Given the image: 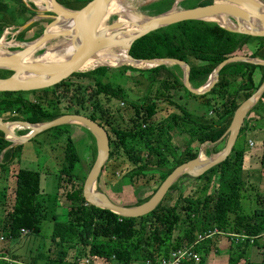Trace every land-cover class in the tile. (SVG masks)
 <instances>
[{"label": "trees", "instance_id": "trees-1", "mask_svg": "<svg viewBox=\"0 0 264 264\" xmlns=\"http://www.w3.org/2000/svg\"><path fill=\"white\" fill-rule=\"evenodd\" d=\"M89 1L92 0H56L60 6L71 11L80 10ZM211 3V0H185L178 7L185 10ZM173 5L171 0H158L143 6L140 15L155 17L171 11ZM30 10H36L32 3L26 6L20 0H0V37L9 28H23L29 23L34 14H30L27 20L23 16L29 14ZM23 38L24 32L19 33L14 41L16 44H29L35 39L24 42ZM161 52L166 53V59L188 66L190 87L197 90L207 83L214 68L229 57L243 56L264 63V39L230 32L211 22L186 21L161 28L135 41L130 46L128 56L136 61L154 60L160 59L158 53ZM127 70L130 68L125 66L117 69L97 68L91 72L75 73L63 84L50 89L26 94H0V119L4 123L32 126L73 114L87 117L102 129L107 138L109 158L97 178V191L106 195V191L135 186L138 181L146 185L155 182L151 193L136 198L133 204L113 202L123 207L145 202L177 166L198 156L200 145L207 157L219 153L227 136L222 135L235 111L264 82V67L235 62L219 70L218 81L210 92L193 95L184 89L180 69L165 65L135 70L139 75L155 76L145 94L134 99L120 84ZM160 71L167 76L158 77ZM10 75L9 71L0 70V78ZM256 78L259 79L257 83ZM181 92L187 100L205 108L200 115H194L196 118L186 107L181 108L173 102L175 95ZM29 95L33 96L31 100L26 98ZM121 103L125 106L126 115L123 117L114 112V106ZM161 105L172 106L179 114L172 113L155 121ZM261 106H264V93L250 113ZM255 122L264 121L250 123L245 119L224 161L198 177L184 175L178 179L196 181V186L187 196H183L179 189L173 204L163 205V201L170 196L167 193L149 213L139 217H122L95 208L83 199V183L96 159L94 140L87 130L91 140V162L87 171L77 172L75 165L80 157L66 131L69 126L49 129L56 131L57 139L65 136L62 165L55 173L57 190L52 194L42 192L38 170L20 166L21 146L8 148L10 144L0 133L2 188H8L4 181L13 177L12 173L9 175L10 167L18 166L13 177L12 204L7 203L0 218V239L8 247L0 248V264H77L86 260L94 264L141 263L147 259L167 257L172 251L191 246L199 235L205 236L214 231L217 233L194 246L200 261L194 263L187 260L183 264H205L207 256L219 252V241L216 239L219 236H227L229 241L227 264H264V195H255L253 202L256 207L248 214L243 212L240 203L245 188L241 176L246 150L239 138L241 133L245 135L261 130V124L254 125ZM25 134L26 131L17 130L13 135L23 137ZM170 134L183 137L185 143L182 150L177 147L166 149L160 144V137L168 140ZM261 150V165L264 166V139ZM119 152L131 164V168L116 183H99L103 170L111 166L114 169L123 162H117ZM63 183L70 185V189L61 196L58 193ZM176 185L171 186L169 193L177 188ZM3 195L2 201H5ZM62 201H65L64 204ZM58 207L66 208L62 220L57 216ZM41 221L51 222L47 242L40 234ZM177 226L181 234L175 237ZM21 230L27 232L25 239L40 237L41 240L36 254L25 259L13 254L9 248L22 239ZM223 234H242L247 238L241 241ZM53 249L55 253L51 254ZM72 250H76V254L72 255L74 260L69 254Z\"/></svg>", "mask_w": 264, "mask_h": 264}, {"label": "water", "instance_id": "water-1", "mask_svg": "<svg viewBox=\"0 0 264 264\" xmlns=\"http://www.w3.org/2000/svg\"><path fill=\"white\" fill-rule=\"evenodd\" d=\"M23 4L35 2L40 3L44 7H48L46 12L51 13L52 21L49 26L44 30L43 34L30 42V44H18L14 54H0V70L9 71L10 76L6 78H0V94L10 93V94H20V93H31L36 90L50 89L57 87L64 82H66L73 74L82 73L86 71H80L86 60L92 56L95 49V40L97 28L101 20V15L103 10L112 0H93L88 2L83 8L77 11H71L60 6L56 0H20ZM174 2L173 8L169 12H165L150 19L147 23L142 25V28L136 32L130 39L123 41H108L103 47H122L123 54L131 62H140L150 65L148 68H155L160 66H176L181 69L183 74V86L186 91L193 95H204L211 91L214 85L218 81L219 70L235 62H241L248 65L262 66L264 63L248 60L243 56H232L222 62H220L214 70L211 72V76L207 83L194 90L189 84V68L181 62L174 60H166V58L154 59V60H141L136 61L128 56V51L130 46L140 38L145 35L159 30L164 27L173 26L176 24L185 23L186 21H204L202 18L206 16H220L225 15L230 17L238 26V29H230L221 26L218 22H214L219 27L226 29L230 32L245 35L246 37L264 39V12L259 10V5L257 0H213L209 5L196 7L193 9H185V11L175 12L176 7L184 2L185 0H171ZM264 5V3H262ZM36 7V5H34ZM41 11L40 9H38ZM62 17L72 23V28L68 31H62L57 35L48 33V28L55 23L57 18ZM245 21V23L254 22L260 25V31H247L240 28L239 21ZM34 21L31 20L26 24L21 30L27 29ZM118 18L109 26L107 29H117L116 24ZM138 26L137 23L134 25ZM120 33V32H119ZM55 38H67L69 45L72 49V56L70 59L63 61L61 63L55 64H42L37 62L24 63L22 59L32 52L35 48L46 44ZM78 40V45L73 46V42ZM1 41V37H0ZM1 47V46H0ZM44 53L41 52L37 57L42 56ZM121 66H129L126 63H119L109 66L96 67L88 72H91L97 68H117ZM264 93V82L259 87L257 92L246 102L241 103V105L235 111L232 121L225 133L222 135L226 136L224 146L220 153L212 155L211 158L205 157L203 154H198L194 159L189 160V162L177 166L163 182L160 184L156 192L149 197L145 202L132 206L123 207L115 203H111L105 197L103 193L96 190H92L93 185H95L97 178L109 158L108 155V144L105 133L97 125L87 119V117L80 115L67 114L60 116L52 121L37 124V125H27L24 123H4L0 119V133L3 135L4 140L8 141L10 146H21L32 140L36 135L46 130L66 125L69 123L77 124L84 127L88 133L91 134L94 144L96 159L84 180L82 188V197L85 202L95 208L107 210L111 213H115L122 217H139L149 213L162 199L165 197L174 182L184 175L198 177L204 172H206L211 167L224 161L230 154V150L233 143L236 140L237 134L240 130L242 123H244L247 115L251 109L256 105L258 100ZM14 127L17 130L24 129L28 131L27 135L23 137H15L13 133H9L7 127ZM6 136L14 139L16 142L9 141ZM221 137V138H222ZM204 157L203 161H200L201 157Z\"/></svg>", "mask_w": 264, "mask_h": 264}, {"label": "rangeland", "instance_id": "rangeland-1", "mask_svg": "<svg viewBox=\"0 0 264 264\" xmlns=\"http://www.w3.org/2000/svg\"><path fill=\"white\" fill-rule=\"evenodd\" d=\"M156 1L158 0H120L123 7L128 8L133 14H136V15H140V10L143 6L149 5ZM258 1L261 3H264V0H258ZM27 4L28 3H26L25 5L27 6ZM34 5L41 6V7L43 6L38 2H35ZM178 6L176 7L175 12L185 11V10H181ZM35 9L36 10H30L29 14L23 16L24 19L27 20L30 14L31 15L34 14V17L31 19L34 22L27 28L28 31H26L27 29L21 30L22 27L21 28H9L4 31L1 37L2 43L3 44L6 43L7 45V48L4 49L5 51L4 53H8L11 55V54L16 53L15 52L16 50L19 51V49L15 48L18 46V44H16V42L14 41V38L17 37L19 33L24 32V38H23L25 40L24 42H29L30 39H34V38L36 39L40 37L43 34L44 30L47 28V26L50 25L53 15L49 12H46L45 9L37 8V7H35ZM38 9H40L41 11H39ZM116 19L117 17H115L114 15L111 16L110 19L107 21L105 27L107 28V26L111 25ZM34 23H36L35 26H33ZM114 34H116V32L111 31L110 36H113ZM98 40H99L98 42L103 43L105 41L107 42L109 39L99 38ZM57 42H60V43L63 42L62 45L69 44L65 38L52 39L46 43V46L44 48L35 52L34 57H37V55H39L40 52H43L46 48L48 49L51 48V46L55 45ZM165 54H166L165 52L158 53L159 58H167ZM94 55L98 57L95 52H94ZM99 62L100 61L96 58V61H91L90 63L92 64L94 63V66H96ZM145 66L147 65L143 64L141 65L142 68H139V69L127 66L128 68H130V70H127L125 74L123 75L124 78L120 80L121 87L128 92L131 98L135 99V98L143 96L149 84L151 83V81L153 80L155 76V75L143 76L135 72V70L150 69ZM167 67L171 68L172 66L167 65ZM89 68L91 67L84 66L80 69V71H84ZM162 75L164 77L167 76L164 71H160L157 74L158 77ZM76 81H80V80L76 79ZM104 81L107 82L106 80ZM258 81L259 79L256 78L255 82L257 83ZM26 98L28 100H31L33 96L29 95V96H26ZM173 102L174 103L176 102L175 104H177L181 108L186 107V109L191 112V114L193 115L192 117L194 118H196L194 115L196 114L200 115L205 110L204 107L197 105L196 103H194V101H191L189 99L187 100L186 96L182 92L180 94L175 95ZM114 110H115L114 112L121 115V117L126 115L125 106L122 107L121 105L117 104L116 106H114ZM172 113L179 114V112L175 110V108H172V106L161 105L154 119L155 121L161 120L164 117ZM246 119L250 123H253L254 121H258L261 119L264 121V106L257 108L252 113L249 112ZM259 124H261V128H262L261 130L251 132V133H246L245 135L241 133L240 138H239V141L242 143L244 150H246L245 156L247 157L246 160H244L243 167H242L241 177H242V181L245 183V188L242 191V199L240 200L241 206L243 208V212L247 214L253 208L256 207V205L253 202L255 195L256 194L264 195V166L261 165V155H262L261 141L264 139V122L254 123V125H259ZM66 125L69 126L66 129V131L68 130L69 137L72 143L76 146L75 147L76 152L78 156L80 157V161L75 165L76 166L75 171L77 172L87 171L89 167V163L91 162V156L89 155L90 147H91V140L87 134V131L84 127H81L77 124L69 123ZM21 130L25 131L24 129H21ZM16 132H17V129H14L12 131L13 134H15ZM26 133H28V131H26ZM55 134H56V131L54 130H49L47 132H41L38 135H36L34 138H32V140L29 141L28 143L21 145L20 166L23 168L30 169V170H33V169L38 170L40 173V188L42 192H45L48 194L55 193L57 190V180H56L55 173L57 169L60 168L62 165V161H63L62 152L65 146V143H64L65 136H62L61 138L57 139L55 138ZM248 142L252 143L253 146L248 147ZM184 143H185V140L183 139V137H179L176 134L174 135L170 134L168 137V140L165 139L164 136L160 137V144H162V146L166 149L171 150L173 147H177L178 149L182 150ZM192 146L196 147V145L194 144ZM201 148H202V145L199 146L198 152L203 154V152L201 151ZM211 157L212 156L207 157V158H211ZM1 158L2 157H0V160ZM117 162H122V163L114 169L111 166L103 170L99 183H103V184L112 183V182L116 183L121 177V175L131 168V164L125 160V157L120 152L118 155ZM17 169H18L17 165H12L10 167L9 174L11 172L13 174L12 176L14 177V174L17 172ZM84 173L85 172H83L81 176H83ZM13 177H11L12 182H10L9 184V187H8L9 192H7L8 195L5 198L6 205L7 203L12 204L11 196H12V192L14 188ZM178 179H180V177ZM178 179L174 182L177 184L176 185L177 188H174V190H172L170 193L169 191L167 192L168 194H170V196L167 197L163 201V205L173 204V202L175 201V199L177 198L179 194L178 192L179 189L181 190L183 196H187L190 190L196 186V181H191V180L188 181L187 179H181V180H178ZM98 185H99L98 183L97 184L95 183V185H93L92 187V190L97 191ZM154 185H155L154 181H152L151 184L149 185L143 184L138 181L135 183L136 187L134 185L132 186L127 185L119 189L118 191H114V190L106 191V195H107L106 198L111 203L115 202L120 205L133 204L136 198H142L144 196H148L151 193L152 187ZM69 189H70V185L63 183L61 188L59 189L58 194H61L62 196ZM62 202L64 204L65 201H62ZM180 205H181V201H179V206ZM65 209H66L65 207L57 208L56 211H57V216L59 220H62L65 218V212H66ZM39 225H40V234L43 236V238H45L44 241L47 242V240L49 239L51 222L41 221ZM178 227L179 226L176 227L175 232H174L175 237L181 234V231H180L181 229L178 230L177 229ZM226 237L227 236H219L216 238L219 241V243L217 244L218 245L217 248L219 252L217 254L207 256L205 258V264H227L229 241ZM25 238L26 236H22V239L19 240V242L13 244L12 248L8 244L13 254L16 253L22 256V259H25L31 255L32 256L35 255L37 252V248H39V246L41 245L40 237H35V239L34 238L32 239V237H28L27 239ZM5 246L6 248H8L4 240L0 239V248L1 247L4 248ZM211 247H214L213 250H215L214 244H212ZM75 251L76 250L70 251L69 253L70 256L72 255L74 256V254H76ZM54 253H55V250L53 249L51 254H54ZM73 256L71 258L72 260L75 259V257ZM240 264H243V262H241Z\"/></svg>", "mask_w": 264, "mask_h": 264}, {"label": "bare ground", "instance_id": "bare-ground-1", "mask_svg": "<svg viewBox=\"0 0 264 264\" xmlns=\"http://www.w3.org/2000/svg\"><path fill=\"white\" fill-rule=\"evenodd\" d=\"M179 1V0H176ZM258 1V0H257ZM259 10L263 13L264 12V5H262L261 2L258 1ZM50 5H48L49 7ZM37 8H42L47 10L48 7L44 6H37ZM115 16L118 18V22L116 24L117 29H107L106 23L110 19L111 16ZM156 17V16H155ZM154 17H145L143 15H136L133 14L128 8L123 7L120 0H112L107 7L103 10L101 15V20L97 28L96 33V40H95V49L92 53V56L89 57L86 62L83 64L82 67H91L89 69H86L88 71L101 66H109V65H115L119 63H126L132 68H142L141 65L144 63L140 62H131L124 54L122 47H103L105 43L108 41H123L130 39L136 32H138L142 25L147 23L150 19ZM205 22H218L221 26L230 28V29H238V26L236 23L228 16L220 15V16H206L202 18ZM135 23L138 24L137 27H135ZM240 28L245 29L247 31H260L261 27L258 24H255L254 22L245 23V21L240 20ZM72 28V23L62 17L57 18L55 23H53L47 30L48 33H51L53 35H57L62 31H68ZM111 31H115L116 34L113 36H110ZM120 32V33H119ZM99 38H107L109 39L107 42L100 43L98 42ZM67 39V38H65ZM63 40V39H62ZM68 41V40H67ZM63 42H57L55 45L51 46V48H46L44 50V53L40 57H34V53L39 51L40 49L44 48L46 44L41 45L34 50L30 54H27L23 59L22 62L24 63H30V62H37L42 64H55V63H61L63 61H66L70 59L73 52L71 49V46L68 44L62 45ZM69 43V42H68ZM8 44V43H7ZM78 45V40L76 39L73 42V46L76 47ZM0 54H4V49L7 48L6 43L3 44L2 40L0 41ZM9 46V45H8ZM3 51V52H2ZM94 52L97 54L98 57L94 55ZM38 56V55H37ZM98 59L100 62L94 66V63H90L91 61H94L95 59ZM118 61V62H114ZM145 67H150L148 64ZM94 66V67H93ZM81 67V68H82ZM144 68V67H143ZM84 70V71H86ZM82 127V126H81ZM15 128L7 127V130L9 133H11ZM6 138L9 141L16 142L14 139L9 138L6 136ZM201 154V153H200ZM204 157L202 156L200 158V161H202Z\"/></svg>", "mask_w": 264, "mask_h": 264}, {"label": "built area", "instance_id": "built-area-1", "mask_svg": "<svg viewBox=\"0 0 264 264\" xmlns=\"http://www.w3.org/2000/svg\"><path fill=\"white\" fill-rule=\"evenodd\" d=\"M123 106V103L120 104ZM253 144L248 142V147H252ZM27 232L24 230L20 231L21 236H24ZM217 233L216 231L210 232L205 236L199 235L197 240L189 247H182L181 249H178L176 251H172L169 256L167 257H157L155 259H147L145 261H142L141 263L135 262L133 264H183L187 260H193L194 263H198L200 261V257L196 251H194V246L198 243L204 240L207 237H211ZM223 235H229L233 238L240 239L241 241L245 240L247 237L242 236V234H223ZM77 264H94L90 260H86ZM110 264H117V263H110Z\"/></svg>", "mask_w": 264, "mask_h": 264}, {"label": "crops", "instance_id": "crops-1", "mask_svg": "<svg viewBox=\"0 0 264 264\" xmlns=\"http://www.w3.org/2000/svg\"><path fill=\"white\" fill-rule=\"evenodd\" d=\"M261 120H262V119H261ZM258 121H259V120H258ZM246 158H247V157L245 156L244 160H246ZM10 174H11V172H10ZM10 174H9V175H10ZM2 178H3V177H2V175H1V180H2ZM2 181H3V180H2ZM10 182H12L11 177H9V179H7V180L4 181V183H5V184H8V186H9ZM7 192H9V189H8V188H2L1 185H0V218L2 217V214H3V212H4V209H5L6 206H7V205H5V201H4V200L2 201L1 194H4V195H3V198H4V197L6 198L7 195H8ZM212 255H213V254H212ZM209 256H210V255H209Z\"/></svg>", "mask_w": 264, "mask_h": 264}, {"label": "flooded vegetation", "instance_id": "flooded-vegetation-1", "mask_svg": "<svg viewBox=\"0 0 264 264\" xmlns=\"http://www.w3.org/2000/svg\"><path fill=\"white\" fill-rule=\"evenodd\" d=\"M213 2V0H211Z\"/></svg>", "mask_w": 264, "mask_h": 264}]
</instances>
